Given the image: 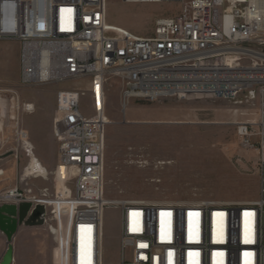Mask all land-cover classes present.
I'll list each match as a JSON object with an SVG mask.
<instances>
[{"label":"built area","instance_id":"built-area-1","mask_svg":"<svg viewBox=\"0 0 264 264\" xmlns=\"http://www.w3.org/2000/svg\"><path fill=\"white\" fill-rule=\"evenodd\" d=\"M122 1L178 10L155 17L152 34L140 36L108 22L107 0H0V41L19 44V83L88 79L94 109L83 110L79 88L56 92L54 176L65 188L34 193L13 186L0 191V204L42 205L43 224L58 246L64 218L63 264H264V0ZM112 77L120 81L123 112L133 99L256 97L255 118L237 124L241 146L261 154L255 197L107 199L104 95ZM16 106L33 109L18 100ZM24 134L16 132L18 139ZM111 207L119 219L117 260L103 248V217Z\"/></svg>","mask_w":264,"mask_h":264},{"label":"rangeland","instance_id":"rangeland-1","mask_svg":"<svg viewBox=\"0 0 264 264\" xmlns=\"http://www.w3.org/2000/svg\"><path fill=\"white\" fill-rule=\"evenodd\" d=\"M177 10L174 4L107 0L108 22L140 36L152 34L155 17L172 15ZM87 82L88 79H80L23 86L19 83L18 42L0 41V191L18 186L31 188L34 193L42 189L54 193L65 188L54 176V98L61 88H79L83 91V110L90 114L94 109ZM119 93L120 81L110 78L104 95L108 121L104 149L107 199L179 203L201 199L244 201L255 197L261 154L241 146L237 124L255 118L256 97L133 99L123 112ZM17 100L32 104L33 109L17 107ZM12 105L14 109H10ZM6 112L9 113L5 115ZM20 130L26 132L27 139L18 142L16 132ZM25 141L30 142V147ZM32 154L47 169L44 173L24 172ZM60 224L62 231L66 224ZM103 225L104 255L117 260L116 208L105 211ZM58 241L59 246L45 224L21 226L12 240V264H63L65 239ZM5 248L6 240L1 257Z\"/></svg>","mask_w":264,"mask_h":264},{"label":"water","instance_id":"water-1","mask_svg":"<svg viewBox=\"0 0 264 264\" xmlns=\"http://www.w3.org/2000/svg\"><path fill=\"white\" fill-rule=\"evenodd\" d=\"M31 209L30 202L0 204V232L5 236L6 248L0 264L13 263L12 240L21 226L43 225L44 207L37 204Z\"/></svg>","mask_w":264,"mask_h":264},{"label":"bare ground","instance_id":"bare-ground-1","mask_svg":"<svg viewBox=\"0 0 264 264\" xmlns=\"http://www.w3.org/2000/svg\"><path fill=\"white\" fill-rule=\"evenodd\" d=\"M25 106H26V109H31L32 107V105L31 104H25ZM0 131H3V126H2V122H1V125H0ZM27 139V134H26V132H25V134L23 135V138H20V139H18V142H20V141H24V140H26ZM25 144L28 146V147H30V142L29 141H25ZM30 150V149H29ZM28 150V151H29ZM27 151V150H26ZM47 169L40 163V162H38V160L33 156V154L31 155V160H30V162H29V167L24 171V172H27V174L29 175V174H32V173H34L35 174V172H37V173H44L45 171H46ZM36 173V174H37ZM33 174V175H34ZM44 176V175H43ZM117 200V199H116ZM167 203H171V202H167ZM60 223H63V224H66L65 223V220H64V218L62 219V220H60ZM54 230V229H53ZM52 230V231H53ZM57 235H58V237L59 238H64L65 239V235H64V233H63V231H59V233H57Z\"/></svg>","mask_w":264,"mask_h":264},{"label":"crops","instance_id":"crops-1","mask_svg":"<svg viewBox=\"0 0 264 264\" xmlns=\"http://www.w3.org/2000/svg\"><path fill=\"white\" fill-rule=\"evenodd\" d=\"M5 240V236L0 232V257L2 254V247H3V241Z\"/></svg>","mask_w":264,"mask_h":264}]
</instances>
